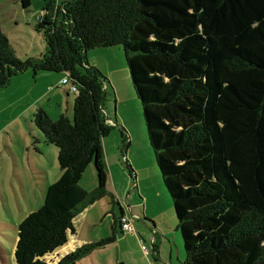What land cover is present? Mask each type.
<instances>
[{
    "label": "trees",
    "instance_id": "1",
    "mask_svg": "<svg viewBox=\"0 0 264 264\" xmlns=\"http://www.w3.org/2000/svg\"><path fill=\"white\" fill-rule=\"evenodd\" d=\"M43 11L35 28L44 55L19 59L0 29V88L34 70L65 73L78 93L73 121H54L42 107L34 114L62 174L19 224L16 264H77L116 241L122 208L113 236L47 260L86 208L107 196L118 202L103 147L114 129L104 112L108 80L87 61L89 50L115 46L124 47L174 204L182 264H264V0H45ZM93 163L98 187L89 192L80 181Z\"/></svg>",
    "mask_w": 264,
    "mask_h": 264
},
{
    "label": "rangeland",
    "instance_id": "2",
    "mask_svg": "<svg viewBox=\"0 0 264 264\" xmlns=\"http://www.w3.org/2000/svg\"><path fill=\"white\" fill-rule=\"evenodd\" d=\"M70 1L57 0V3L63 5ZM30 2V7L24 9L21 0H0V29L9 39L19 59L38 57L46 53L45 38L35 28L38 17L43 12L45 0ZM87 61L91 67L98 68L100 72L102 70L113 77L115 82L113 89L120 92L118 93L120 102L118 100L117 104L116 98L108 92L104 108L109 115H112L111 118H114L116 110L118 111L120 125L126 129L130 139L132 137V146L127 151L128 159L124 155L127 148L126 143H123V128L121 127L120 130L114 124H110L114 129L104 139L108 143L107 150H104L108 177L112 174L117 185L121 183L119 192L122 196L126 183L125 176L132 179L126 160L130 162L134 160L137 169L145 171L144 174L141 172V186L147 182V193L152 199L146 202V208L151 215V218L147 219L150 221H144V218L140 221L135 220L134 233H122L118 229L116 241L94 250L83 258L84 264H117L122 260L127 264H182L186 259L183 237L178 229L173 201L149 142L142 104L134 90L124 47L89 50ZM59 74L62 77L66 76L65 73ZM104 76L109 81L108 77ZM71 92L75 100L77 95ZM43 103L53 115L54 121H57L59 118L58 116L55 118L56 106L48 103L47 99ZM25 108V106H16L0 115V264H16L15 248L19 224L30 213L44 205L48 187L57 182L62 174L58 163V148L44 143L43 133L34 124L33 110L25 112L16 119ZM66 110L65 106V115L68 113ZM103 147H105L104 141ZM151 163L154 165V172L151 168L147 170ZM133 169L137 174L138 171L134 166ZM133 179L132 189L137 187L141 189L139 177L133 175ZM80 185L89 192L97 189L98 176L94 163L84 173ZM125 195H127L126 191L122 198L124 201H126ZM96 204H98L96 211L90 215L94 217L93 226H90L89 218L84 221L80 216L76 218L80 231L79 238L90 243L100 242L113 236L114 217L120 216V204L123 202L114 205L111 197L107 196ZM128 235L131 237L120 244L119 239ZM132 236L141 240L144 245L143 250ZM55 257L50 255L47 260L50 261ZM81 260L77 263L82 264Z\"/></svg>",
    "mask_w": 264,
    "mask_h": 264
},
{
    "label": "crops",
    "instance_id": "3",
    "mask_svg": "<svg viewBox=\"0 0 264 264\" xmlns=\"http://www.w3.org/2000/svg\"><path fill=\"white\" fill-rule=\"evenodd\" d=\"M98 69V68H97ZM103 75H106L109 79L108 83L105 85V91L111 92V94H113V97L116 98V103L118 104V100L120 102V97L118 95V93H120L119 91H116L115 89H113V85L115 84L113 77L108 74L105 73L104 71H102ZM61 74L57 73H45V72H35L34 70H28L22 74H19L17 76H14L11 80V83L9 84V86H7L6 88H0V115L2 113H5L6 111L10 110V109H14L16 106H25V110H23L22 112H20L18 114V116L16 117V119H18L19 117L22 116V114H24L27 111H31L33 110V114H35L36 110L40 107L44 108L48 114L50 115V117L54 120L53 115H51V113L49 112V110L44 106L45 103H43L46 99L48 101V103L53 104L54 106H56V115L55 118H60V116L65 115V106L67 107L66 113H67V117L71 118V115L73 114V107H74V98H72V92L69 89V87L67 85H63L62 81L64 80V78L66 77H62L59 76ZM54 84V85H53ZM116 92V93H115ZM75 94V93H74ZM77 95V93H76ZM65 100V101H64ZM16 111V110H15ZM14 111V112H15ZM105 114L107 117V121L109 124H114L115 126H117L120 130L123 128V130L125 131L126 129L120 125L119 119H118V111L116 110L115 112V116L114 118H111L109 115V112L105 110ZM124 122H126L123 119ZM122 127V128H121ZM125 134L127 135V142L126 144L128 145L127 150H125V158H128V148H130L132 146V137L130 139L129 134L127 131H125ZM40 139V137H39ZM39 141V140H38ZM45 143V142H44ZM46 144V143H45ZM48 145V144H47ZM107 141L104 140V150H107ZM106 151H104L105 153ZM106 159V157H105ZM129 159V158H128ZM127 161V166L130 167V169H128L129 175L130 177H132V179L127 178L126 177V183H125V189H124V194L126 191V201H124V199H122L124 197V194L121 196L120 191V186L121 183L116 182V179H114V176L112 174H110V176L108 177L110 180H108V189L109 191L115 196V198L118 200L120 204V208H122V210L124 211V215H127L131 220L132 223L137 220L140 221L142 220V218H144V221H147L149 219L147 218H151L150 216V212L147 210L146 208V202H149V199H152V196L150 194L147 193V182L144 183V186H141V172H143V174L145 173L144 170L139 171L136 167V163L133 160L132 162H130L129 160ZM137 169V174L135 173L133 166ZM109 167V165H108ZM151 168V170L154 172V165L151 163L149 164V167L147 170H149ZM110 170V167H109ZM134 173V174H133ZM142 174V176H143ZM133 175H135V177H139V186L141 187V189H139V187L137 188H133L134 185V179H133ZM157 178V175H156ZM124 183V181H123ZM131 191V192H130ZM130 192V193H129ZM122 202H121V200ZM134 201V204H132ZM97 203V202H96ZM93 204L91 206H89L88 208H86L79 216L81 217V220H87L89 218L90 226H93V216H90L91 213H93V211H96L98 204ZM126 203V204H125ZM127 205V206H126ZM78 218V217H77ZM150 221V220H149ZM82 224V222H81ZM153 227L155 228V226L153 225ZM75 228H76V232L75 234H70L69 235V241L67 243V245H65L63 248L57 250L53 255L58 256V257H63L73 251H75L77 248L89 244L90 241H85V240H81L79 238V228L77 227L76 224V220H75ZM113 229V228H112ZM122 233H127V232H123L121 230V228H118ZM135 232V231H134ZM127 237V238H126ZM126 237H122L119 239V243L121 244L122 242H124L126 239L128 240V237L131 236H126ZM134 239V241L136 242V244L141 247V249L143 250V244L141 243V240L139 238H136V236H132ZM140 249V252H141ZM143 256V254H142ZM149 256V255H146ZM145 257V256H144ZM85 260H81V263L84 264ZM121 263L127 264V262L125 260H122ZM78 264V263H77Z\"/></svg>",
    "mask_w": 264,
    "mask_h": 264
},
{
    "label": "built area",
    "instance_id": "4",
    "mask_svg": "<svg viewBox=\"0 0 264 264\" xmlns=\"http://www.w3.org/2000/svg\"><path fill=\"white\" fill-rule=\"evenodd\" d=\"M44 15H45V12L43 11L41 15L38 17V20L42 19ZM62 84L67 85L71 91L78 93L77 87L73 84L69 76H66L64 78V80L62 81ZM121 228L123 232L134 233V227H133L132 220L127 215H124L122 217Z\"/></svg>",
    "mask_w": 264,
    "mask_h": 264
}]
</instances>
